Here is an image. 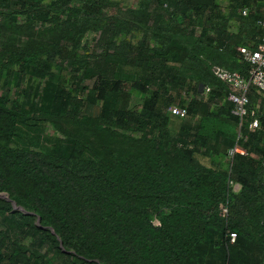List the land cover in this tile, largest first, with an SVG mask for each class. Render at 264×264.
Masks as SVG:
<instances>
[{
    "label": "trees",
    "instance_id": "16d2710c",
    "mask_svg": "<svg viewBox=\"0 0 264 264\" xmlns=\"http://www.w3.org/2000/svg\"><path fill=\"white\" fill-rule=\"evenodd\" d=\"M241 2L249 5V0ZM41 3L0 0V11L7 13L2 26L20 32L24 29L15 24L14 15L29 19L24 42L18 44L13 37L0 47V67L15 65V77L43 80L33 109L38 120L59 135L48 152L10 147L21 123L20 109L0 98V193L25 212L12 211L10 202L0 199L5 225L0 229V264H52L31 246L17 243L25 238L48 245L67 264H264V100L250 90L241 138L223 139L226 148L236 145L244 152L228 158L227 170L196 161L195 146L202 145L203 138L199 141L201 136L195 134L189 147L188 126L180 128L177 138L170 137L166 104L158 107L160 96L190 82L198 92L208 88L206 99L222 102L236 121L232 105L224 100L226 88L209 66L244 75L246 65L238 61L234 48L244 45L243 36L260 38L255 26L260 16L243 17L242 6H232L227 18L237 21L239 31L231 35L225 31L226 19L209 23L213 0H139L136 10L127 11L129 18L111 20L104 15L114 5L109 0ZM58 12H65L63 19ZM32 20L49 25L34 31ZM138 22L148 25L147 34L157 47L116 45L114 37ZM194 24L201 26L199 36L190 48L180 46L177 39ZM106 25L104 59L115 67L117 62L132 66L136 79L119 80L114 74L108 79L96 72L79 100L78 92L85 90L79 85L90 69L87 56L78 57L62 45ZM56 59L66 64V80L51 71L61 67ZM130 89L145 96L139 111L127 108ZM258 100V129L248 132V111ZM202 106L191 102L187 114L193 117ZM199 120L198 131L204 123L203 117ZM33 130L37 142L39 130ZM113 142L126 143L127 148H115ZM229 182L238 190L232 191Z\"/></svg>",
    "mask_w": 264,
    "mask_h": 264
},
{
    "label": "rangeland",
    "instance_id": "374dc122",
    "mask_svg": "<svg viewBox=\"0 0 264 264\" xmlns=\"http://www.w3.org/2000/svg\"><path fill=\"white\" fill-rule=\"evenodd\" d=\"M51 1L55 0H42V5H47ZM114 5L107 7L104 10V15L111 20L115 18H129L127 11L136 10L139 0H109ZM215 10L212 9L209 15V23L216 24L219 23V20H225L224 26L225 31L228 34L235 35L239 31V25L234 18H227L228 14L231 12L232 6L240 7L242 6L241 0H213ZM249 14L259 15L260 13V4L249 2ZM243 7V6H242ZM59 13V12H58ZM6 12L0 11V47L6 43V40H12L13 37L19 40L18 44H21L25 40V32L27 31L26 26L29 23V19L22 14L14 15L15 24L22 27L24 30L17 32V30H11L8 27L2 26V21L5 19ZM64 13L56 14L60 19L64 18ZM207 15V16H208ZM30 25H33V30H38L41 25L48 26L47 21H38L32 20ZM148 25H143L142 22L135 24L134 29L130 30L125 34H120L114 37L116 45H121L122 43H128L131 46H136L139 43H144L148 48L157 47L149 38L147 34ZM201 32V26L194 24L188 28L186 34L180 37L178 40L180 46L184 48H190L194 43L195 39L199 36ZM27 33V32H26ZM211 36V32H208ZM109 36V25H106L102 29H97L96 31L86 32L77 42L73 43H64L62 46H65L68 50H73L78 57H85V60L88 63L89 72H86L84 79L79 85V88H84L85 90H80L78 92L77 98L79 100L84 99L86 90L90 89L92 81L94 79V74L96 72H103L108 79L132 81L136 79L137 70L132 66L117 62L115 67L112 62H106L103 56V48L106 45L107 38ZM17 46L16 43H13ZM62 44V43H61ZM61 61L56 59V63L61 65V67L54 66L52 67V72H58L63 80L69 75L65 63H60ZM17 71L15 65H6L0 67V98L5 97L9 104L11 102L15 103L18 106L20 113V122L17 124L18 131L15 130L14 137L8 142L10 147H23L33 149L39 152H48L56 146L59 135L54 132L53 128L43 121H39L36 113L34 112L33 105L37 103V95H39L42 87L43 80L36 79L28 76H20V78L15 77L14 73ZM114 79V78H113ZM66 86V81H63V86ZM185 86L182 89H179L175 92H170L167 95L160 96L158 107L163 104H166V117L168 119L167 123V133L172 138H177L180 128L183 126H188L190 128L189 135L187 139V145L193 147V136L196 134L201 136L199 139L204 143L202 145L196 144L194 158L200 164L204 166H217L223 170L228 168V148L224 145V138L228 136L233 137L235 140L240 137L238 122L234 119H231L224 109L222 102L217 104L212 100H207L208 91H196V87L190 82H185ZM128 102L127 108L132 111H139L141 102L145 99V96L135 90H128ZM168 99V103L163 99ZM201 101V102H199ZM191 102L203 103V106L200 107L198 114L191 117V114H187V118L184 120H179L174 116H171L169 108L180 107L184 105L187 107ZM99 104V102H97ZM9 107V105H8ZM206 113H211L215 116L214 119H209L206 117ZM231 114V112H230ZM232 115V114H231ZM233 116V115H232ZM200 117H203L202 128L197 130V125L199 123ZM26 125V127H24ZM71 128V126H66ZM39 130V139L35 142L34 130ZM73 128V127H72ZM198 131V132H197ZM217 131L219 134H217ZM82 133L83 130H81ZM125 135L130 136L133 139L139 138L137 133H128L125 132ZM106 141V140H104ZM112 146L118 149L127 148L126 143L113 142ZM220 153L221 155H219ZM226 154V155H225ZM5 194L0 193V199L4 200ZM153 223L156 222L154 219ZM0 218V229H4ZM13 237V236H11ZM15 242V241H14ZM17 243L24 247L31 246L33 249L37 250L38 254L42 255L44 259L49 260L52 264H67V262L62 258L61 255L57 254L53 249H49L48 245H37L33 243L30 238H25L19 240Z\"/></svg>",
    "mask_w": 264,
    "mask_h": 264
},
{
    "label": "built area",
    "instance_id": "2783aa9c",
    "mask_svg": "<svg viewBox=\"0 0 264 264\" xmlns=\"http://www.w3.org/2000/svg\"><path fill=\"white\" fill-rule=\"evenodd\" d=\"M249 2L260 4V18L255 21V26L260 31V39L257 45L253 42L235 47V51L238 54V61L246 65L244 75H241L234 71L221 68L219 66L210 65V74L219 82H221L226 88V95L224 100L232 105L231 113L237 118L238 128L242 120L247 114V106L249 104L248 94L252 90L260 99L264 100V0H249ZM249 12L248 6H243L240 9L241 16H247ZM208 91V88H204ZM258 100L255 105L248 111L249 120L247 122V131L253 132L258 129L257 113L259 109ZM264 107V102L261 103ZM171 116L176 117L179 120L187 118L186 106L172 107L168 109ZM241 138V136L239 137ZM245 140V137L242 138ZM237 153L244 155V152L236 145L232 149L228 150V156ZM232 191H237L238 186L231 182L228 183ZM225 213V210H221ZM157 225V222L153 223ZM229 242H233L235 235L230 233L228 235Z\"/></svg>",
    "mask_w": 264,
    "mask_h": 264
},
{
    "label": "water",
    "instance_id": "95a60500",
    "mask_svg": "<svg viewBox=\"0 0 264 264\" xmlns=\"http://www.w3.org/2000/svg\"><path fill=\"white\" fill-rule=\"evenodd\" d=\"M4 196H5L4 200L9 201L8 196L7 195H4ZM9 202H10V206H11L12 211H21L22 213L25 214V212H23L21 208L17 207L14 202H12V201H9ZM35 225L39 226V218H36ZM49 230H50V233L53 234L51 229H49ZM58 247L61 248L60 242H58ZM61 252H63V250H61ZM66 253H68V252H66Z\"/></svg>",
    "mask_w": 264,
    "mask_h": 264
},
{
    "label": "crops",
    "instance_id": "0c3cea01",
    "mask_svg": "<svg viewBox=\"0 0 264 264\" xmlns=\"http://www.w3.org/2000/svg\"><path fill=\"white\" fill-rule=\"evenodd\" d=\"M259 16H260V13H259ZM259 39H260V38L255 39V40H252V39H250L249 37L245 38V37L243 36L241 42H243L244 45H247V44H249V43H251V42H254V41H257V40H258V43H259ZM218 154L221 155L220 153H218Z\"/></svg>",
    "mask_w": 264,
    "mask_h": 264
}]
</instances>
